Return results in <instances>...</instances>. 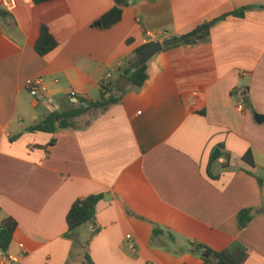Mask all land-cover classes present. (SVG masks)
Returning a JSON list of instances; mask_svg holds the SVG:
<instances>
[{
  "label": "crops",
  "instance_id": "crops-1",
  "mask_svg": "<svg viewBox=\"0 0 264 264\" xmlns=\"http://www.w3.org/2000/svg\"><path fill=\"white\" fill-rule=\"evenodd\" d=\"M113 6L0 0V223L16 222L0 264H84L85 253L93 264H203L206 249L237 247L243 264H264V0H127L116 25L93 28ZM246 6L197 44L163 48L139 89L121 74L134 50ZM41 27L57 44L45 56L34 49ZM120 75L119 103L27 131L99 101L103 86L118 94ZM36 80L45 91L32 96ZM90 195H102L95 223L66 236L70 206ZM243 209L251 220L239 229Z\"/></svg>",
  "mask_w": 264,
  "mask_h": 264
},
{
  "label": "trees",
  "instance_id": "trees-1",
  "mask_svg": "<svg viewBox=\"0 0 264 264\" xmlns=\"http://www.w3.org/2000/svg\"><path fill=\"white\" fill-rule=\"evenodd\" d=\"M50 1L54 0H31V2L35 5ZM113 2L114 6L108 12L103 14L101 17H99L92 23L93 28L99 30L108 29L116 25L121 20V7L127 4V0H113ZM250 9L251 6L242 7L234 10L230 14L224 15L221 18L214 20L213 22L199 26L192 32L180 36V43L183 45H195L199 41H201V39H204L208 36L209 29L217 22L222 21L227 17L243 18L245 13ZM149 44L150 43L134 50L133 55L135 57V61L131 63L129 67L124 68L121 72V74L127 78V80L135 89H139L148 78L147 63L140 67H137V64L142 52ZM56 45V41L49 34L47 28L41 27L39 38L36 41L34 47L35 52L39 56H45L46 54L51 52L56 47ZM122 96L123 93L119 95L116 94L112 87L108 85L103 86L102 91L100 92L99 101L91 103L81 102L82 105H80L79 108L71 109L61 113L54 112L48 115L42 122L28 128L27 131L54 133L56 130L67 129L70 127L69 121L71 118L80 115L81 113L90 108H105L110 105L117 104L121 100ZM85 104L88 105L87 108L84 107ZM17 138L18 136L10 138V142H13ZM52 143L53 141L51 142V144ZM222 149L223 146L218 145L210 152L209 165L207 169L208 174L210 171L211 164L221 157ZM241 159L248 166H254L250 151L245 152ZM258 182L260 183L261 181L258 179ZM101 199L102 195H90L82 199H77L72 203L66 215V236H69L82 225L95 223V207L98 201ZM250 220V210H241L237 215L238 228L242 229L246 227ZM15 229L16 222L12 218H7L2 223H0V250L2 251V253L7 252ZM199 248L204 249L203 246H199ZM206 250L212 254V257H214L215 260H212V258H202L203 264H217V262H222V264H243L248 256V250L242 247H237L234 249H224L219 252H213L209 249ZM84 257V264H93L87 253L84 254Z\"/></svg>",
  "mask_w": 264,
  "mask_h": 264
},
{
  "label": "water",
  "instance_id": "water-1",
  "mask_svg": "<svg viewBox=\"0 0 264 264\" xmlns=\"http://www.w3.org/2000/svg\"><path fill=\"white\" fill-rule=\"evenodd\" d=\"M179 42H180L179 38H173V39L164 40L161 42L157 41V42L150 43L142 52V54L139 58L137 67H140V66L148 63L149 60H151L157 53L161 52L163 50V48L173 46ZM124 83H125V85H124ZM128 85H129V82L126 80V78L120 75L118 77V81H117V85H116L117 93L118 94L122 93ZM254 118H255V121L257 123H260V120L263 119L262 116H259L257 114L254 116ZM0 253H2L1 250H0ZM210 256H211V253L206 252L203 255V258H209ZM217 264H222V262H217Z\"/></svg>",
  "mask_w": 264,
  "mask_h": 264
},
{
  "label": "built area",
  "instance_id": "built-area-1",
  "mask_svg": "<svg viewBox=\"0 0 264 264\" xmlns=\"http://www.w3.org/2000/svg\"><path fill=\"white\" fill-rule=\"evenodd\" d=\"M27 89L29 90V92L32 96H36L39 93V91H42V92L45 91V87L42 85V83L39 80L28 83ZM70 97H72V98L74 97V92L70 93ZM74 102H76V100H74ZM238 109H240V110L243 109V106L239 105ZM131 249H132V247H131Z\"/></svg>",
  "mask_w": 264,
  "mask_h": 264
},
{
  "label": "rangeland",
  "instance_id": "rangeland-1",
  "mask_svg": "<svg viewBox=\"0 0 264 264\" xmlns=\"http://www.w3.org/2000/svg\"><path fill=\"white\" fill-rule=\"evenodd\" d=\"M98 97H99V96H98V94H97L96 98H98ZM96 98H95V99H96Z\"/></svg>",
  "mask_w": 264,
  "mask_h": 264
}]
</instances>
